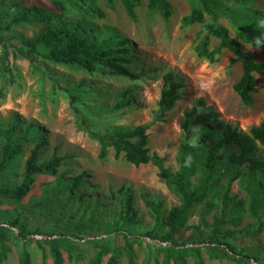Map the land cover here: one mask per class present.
Instances as JSON below:
<instances>
[{"label":"rangeland","instance_id":"obj_1","mask_svg":"<svg viewBox=\"0 0 264 264\" xmlns=\"http://www.w3.org/2000/svg\"><path fill=\"white\" fill-rule=\"evenodd\" d=\"M169 1L174 8L170 18L149 9L148 0H142L134 21L120 0H114V8L107 0H65V10L52 0H0L4 26L15 15H31L34 6L56 10L59 15L52 24L76 28L81 36L94 39L105 48H115L112 54L128 58L125 65L141 74L139 79H131L100 68L91 72L78 64L46 57L42 46L39 53H32L33 60L21 55L16 48L26 51L23 41L42 34L47 27L43 22L20 21L10 30H0V128L14 126L15 134L24 137L19 140L21 152L0 171V190H12L22 182L26 160L34 147L38 146L40 162L49 160L54 153L64 157L56 175L35 176V183L22 200L0 195V225L8 228L9 247L2 264H19L23 248L29 252V264H54L52 240L59 242L64 264H88L103 250L107 253L102 264H108L112 255L116 256L115 264H128L126 233L135 234L134 264H163L167 242L161 237L168 232L163 213L179 203L178 196L167 188L152 163L136 166L122 156L115 157L112 147L101 158L100 142L94 133L112 132L118 125L147 124L151 152L163 156L165 164L177 170L178 149L185 137L184 112L199 99L219 114L220 121L240 133H249L264 120V74H256L254 104H245L234 89L241 75L240 63L229 68L232 54L227 49L215 62L198 56L195 47L206 30L198 23L181 26L182 16L197 1ZM256 5L264 7V0H257ZM220 22L241 40L229 20L222 18ZM122 39L127 41L129 52L118 50L124 47ZM218 43V38L211 37V48ZM243 43L258 60L264 61V49ZM54 54L62 60L67 52ZM169 70L182 77L184 87L176 105L163 113L158 102L163 75ZM207 81H212V86L202 89L200 85ZM71 94L76 99L71 100ZM4 142L0 133V161ZM259 154L264 156V150ZM199 175L195 170L188 178L196 184ZM220 183L227 187L225 178ZM121 187L133 195L137 215L132 221L125 215ZM229 195L245 201L243 209L235 210L230 205L225 212L230 221L221 226L222 230L236 231L252 222L253 217L239 182L232 184ZM213 198L216 205L208 213L204 203L192 208L186 226L176 232L175 240L192 237L196 246L202 247L207 264H242L238 259L212 258L207 251L213 223L222 215V191L213 193ZM149 200L161 202L159 214L149 208ZM15 221L18 226L11 225ZM22 226L31 232L26 240L18 237ZM148 231L153 237L146 234ZM226 241L237 252L251 256L247 264H259L252 257L264 264V231L254 237ZM187 261L195 264L191 252Z\"/></svg>","mask_w":264,"mask_h":264},{"label":"trees","instance_id":"obj_2","mask_svg":"<svg viewBox=\"0 0 264 264\" xmlns=\"http://www.w3.org/2000/svg\"><path fill=\"white\" fill-rule=\"evenodd\" d=\"M68 0H66L67 2ZM126 13L134 21L137 20L136 8L142 0H120ZM197 4L181 18V26L201 24L206 30L203 37L199 38L196 44L198 56L204 57L211 62L219 59L225 49L232 57L229 68L236 63L241 65V75L234 84L235 91L239 94L245 104H254V92L256 91V74H264V61L256 58L255 54L247 50L243 42L255 46L254 39L264 34V29H258L260 20H264V7L256 5L257 0H196ZM60 10H65V0H52ZM108 5L114 8V0H107ZM148 7L158 10L161 15L168 19L173 15L174 8L169 0H148ZM100 16L104 12L100 8L95 10ZM58 11L43 6H34L31 15H15L12 20L4 26L0 19V30H10L14 23L20 21H39L47 25L42 34L34 39L25 40L23 44L28 47L16 48L17 51L33 60L32 53H39V46L46 49V57L56 61L75 63L88 71L103 69L105 73L125 76L131 79H139L141 74L133 71L125 64L128 58L115 56L112 50L105 48L94 39H87L81 36L78 29H69L67 26H57L52 21L58 16ZM227 19L233 28L240 35L241 40L234 37L228 26L220 22V19ZM201 32L197 34L200 37ZM211 37L219 39V43L211 48ZM127 41L121 40L122 53L129 52L126 46ZM264 49V47H261ZM66 51L67 54L58 59L55 52ZM55 57V58H53ZM184 87L182 77L175 71L169 70L163 75V83L158 102L159 109L164 113L171 110L181 98V89ZM71 100L76 97L71 94ZM129 103V102H128ZM219 114L205 106L204 100L199 99L192 107L184 112L182 127L185 132L184 141L180 144L177 154L179 168L172 170L165 164V158L157 152H151L149 146V133L147 124L133 126L118 125L112 132L94 133L100 142V157L107 155L108 148L112 147L115 157H123L127 162L139 166L152 163L158 168V176L165 180L167 188L178 196L179 203L169 210H164L163 222L168 227V232L161 239L167 242L164 249L165 255L163 264H188L187 256L191 252L195 264H207L203 256L202 247L196 246L192 237L185 238L181 242L175 240L176 232L180 231L187 224L192 208L200 203L205 204V213H208L216 205L213 193L222 191L223 208L222 215L217 217L213 223L211 234L208 237L207 251L212 258L226 257L238 259L242 264H247L251 256L243 252H237L227 242V239H241L254 237L264 231V156L259 151L264 150V120L253 126L249 133H240L233 130L219 120ZM199 129V134L194 129ZM4 138V145L1 152L0 171L5 169L8 163L21 152V142L24 137L15 134V127L0 128ZM199 137L193 147L189 141ZM38 146L31 150L26 160L25 171L22 182L14 189H1L0 195L22 200L30 191L36 181L37 174L56 175L62 165L63 156L54 153L52 157L40 162ZM189 156L191 160L189 161ZM198 170L200 175L198 182H190L188 175ZM225 178L227 187L221 185V179ZM81 177L76 178L79 182ZM239 182L247 194L248 208L253 221L242 229L236 231L222 230L221 226L230 220L225 217L228 207L236 210L243 209L244 200L237 199L236 195L230 196L232 184ZM125 195L123 208L129 221L137 215L133 204L132 193L123 187L119 189ZM210 199H208V197ZM151 210L156 214L160 213L161 202L147 201ZM11 225L18 226L15 221ZM8 228L0 225V264L7 258L9 247ZM18 237L26 240L31 232L25 227L19 228ZM153 237L151 231L146 233ZM135 234L126 233L125 251L128 257V264H134L136 252L134 248ZM130 237H133L132 239ZM50 252L54 264H64V257L60 250V244L52 240ZM107 250L95 254L88 264H102L103 257ZM120 253V252H119ZM257 263H263L258 257H252ZM116 256H111L108 264H115ZM19 264H29V252L23 248L20 254Z\"/></svg>","mask_w":264,"mask_h":264},{"label":"clouds","instance_id":"obj_3","mask_svg":"<svg viewBox=\"0 0 264 264\" xmlns=\"http://www.w3.org/2000/svg\"><path fill=\"white\" fill-rule=\"evenodd\" d=\"M257 28L258 29H264V20H260L258 22V25H257ZM254 43H255V48L259 49L261 47H264V34L260 35V36H257L255 39H254ZM249 49H252V48H249ZM212 86V81H207V82H204L200 85V87L202 89H209L210 87ZM194 131H199L198 128L194 129ZM199 137H196L194 138L193 140H190L189 143L191 146H195L196 145V140L198 139ZM191 160V157L189 156V161Z\"/></svg>","mask_w":264,"mask_h":264}]
</instances>
